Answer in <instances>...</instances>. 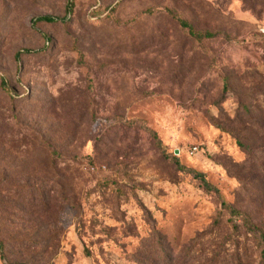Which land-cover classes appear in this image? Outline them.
<instances>
[{
	"label": "rangeland",
	"instance_id": "rangeland-1",
	"mask_svg": "<svg viewBox=\"0 0 264 264\" xmlns=\"http://www.w3.org/2000/svg\"><path fill=\"white\" fill-rule=\"evenodd\" d=\"M67 1L0 0V264H264V0Z\"/></svg>",
	"mask_w": 264,
	"mask_h": 264
},
{
	"label": "trees",
	"instance_id": "trees-1",
	"mask_svg": "<svg viewBox=\"0 0 264 264\" xmlns=\"http://www.w3.org/2000/svg\"><path fill=\"white\" fill-rule=\"evenodd\" d=\"M72 8H73V0H68V1H67V7H66L67 11H68V12H71V11H72ZM35 20H36V21H41V20H43V21H47V22H53V21L56 20V18L51 17V16H41V17H38V18L35 19ZM179 23H180L181 26L187 27L188 30H189V33L192 34V35H197L198 37H200V36L210 37V36L212 35V34L209 33V32H205V33H203V34H199V33L195 32V31L192 29V27H191L188 23H186L185 21H183V20H179ZM19 55H20V52H17V53H16V59H17V60L19 59ZM2 84H3V88L7 90V84H6V82L4 81V82H2ZM194 176H195L196 178L200 179L206 188H209V187H210L209 184L206 182V180H205V178L203 177L202 174L197 173V172H194ZM0 256H1L2 258H4V255H3V245H2L1 242H0Z\"/></svg>",
	"mask_w": 264,
	"mask_h": 264
},
{
	"label": "built area",
	"instance_id": "built-area-1",
	"mask_svg": "<svg viewBox=\"0 0 264 264\" xmlns=\"http://www.w3.org/2000/svg\"><path fill=\"white\" fill-rule=\"evenodd\" d=\"M196 150H197V147H196V146H192V147L190 148V152H191V153H194Z\"/></svg>",
	"mask_w": 264,
	"mask_h": 264
}]
</instances>
